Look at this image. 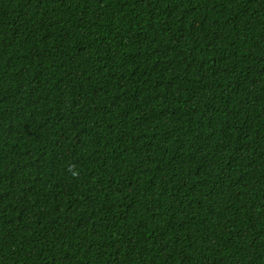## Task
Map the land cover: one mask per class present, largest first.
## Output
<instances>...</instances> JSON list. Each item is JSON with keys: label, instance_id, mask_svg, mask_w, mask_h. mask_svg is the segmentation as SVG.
<instances>
[{"label": "trees", "instance_id": "obj_1", "mask_svg": "<svg viewBox=\"0 0 264 264\" xmlns=\"http://www.w3.org/2000/svg\"><path fill=\"white\" fill-rule=\"evenodd\" d=\"M0 264H264V0H0Z\"/></svg>", "mask_w": 264, "mask_h": 264}]
</instances>
